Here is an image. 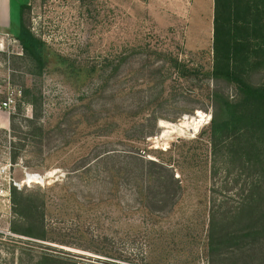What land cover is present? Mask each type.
<instances>
[{
  "label": "rangeland",
  "instance_id": "374dc122",
  "mask_svg": "<svg viewBox=\"0 0 264 264\" xmlns=\"http://www.w3.org/2000/svg\"><path fill=\"white\" fill-rule=\"evenodd\" d=\"M161 2L32 0L26 24L46 43L50 71L36 79L17 51L0 54V264L13 250L77 264H210L215 191L225 180L227 195L240 189L236 172L212 178L210 123L215 94L237 93L211 77L213 0H195L189 14ZM64 59L110 66L78 75ZM175 61L200 76L182 78ZM26 87L37 89L38 115L20 101ZM185 122L180 133L164 126ZM13 188L43 201L48 240L12 232Z\"/></svg>",
  "mask_w": 264,
  "mask_h": 264
},
{
  "label": "trees",
  "instance_id": "16d2710c",
  "mask_svg": "<svg viewBox=\"0 0 264 264\" xmlns=\"http://www.w3.org/2000/svg\"><path fill=\"white\" fill-rule=\"evenodd\" d=\"M30 6L21 11V29L14 35L22 50L15 63L25 61L29 74L43 79L50 71L46 43L26 24ZM72 73L88 76L108 71L106 66L77 63L70 59ZM174 67L182 78L199 77L179 61ZM17 70V69H16ZM15 72V71H14ZM261 76L255 84L253 78ZM211 77L235 88L234 99L216 93L218 112L210 123L212 178L224 169L235 173L238 198L227 195L228 180L210 211L208 250L210 264H264V0H214L213 70ZM36 88H22L20 101L39 113ZM6 100V99H5ZM21 106V105H20ZM13 120H12V128ZM14 162L17 156L13 157ZM150 169L164 165L149 162ZM170 173V172H167ZM170 180L173 177L170 176ZM14 225L12 232L28 238L48 240L45 204L22 190H11ZM10 264H77L51 253L13 250Z\"/></svg>",
  "mask_w": 264,
  "mask_h": 264
},
{
  "label": "crops",
  "instance_id": "0c3cea01",
  "mask_svg": "<svg viewBox=\"0 0 264 264\" xmlns=\"http://www.w3.org/2000/svg\"><path fill=\"white\" fill-rule=\"evenodd\" d=\"M161 4L166 6L168 12L171 7L175 9L182 8L183 13L189 14L190 9L194 5L195 0H161ZM180 2V3H179ZM32 0H0V32L11 33L14 24L13 22L19 18L20 9L22 11L23 6H29ZM213 10H214V0H213ZM176 11V10H175ZM21 21V15H20ZM13 35V34H12ZM6 123V124H5ZM8 125L7 120L1 125Z\"/></svg>",
  "mask_w": 264,
  "mask_h": 264
},
{
  "label": "built area",
  "instance_id": "2783aa9c",
  "mask_svg": "<svg viewBox=\"0 0 264 264\" xmlns=\"http://www.w3.org/2000/svg\"><path fill=\"white\" fill-rule=\"evenodd\" d=\"M16 51L17 54L21 55L20 53L22 52V50L20 48L18 39L10 33L0 32V54L11 56L15 54ZM13 91L11 90V88H9L8 96L2 103V108L8 110L9 112L15 110L16 108V97L14 96ZM18 94L21 95V90H18Z\"/></svg>",
  "mask_w": 264,
  "mask_h": 264
},
{
  "label": "bare ground",
  "instance_id": "6f19581e",
  "mask_svg": "<svg viewBox=\"0 0 264 264\" xmlns=\"http://www.w3.org/2000/svg\"><path fill=\"white\" fill-rule=\"evenodd\" d=\"M187 122H185L184 124H182L181 126H174V125H164L165 126V128H168V129H170V130H172L173 131V133H176V132H183L182 131V129L183 128H185V127H187ZM186 129V128H185ZM192 129V128H191ZM192 131H193V129H192ZM30 182L32 183V182H39V180H40V178L38 177V176H36V175H31L30 177ZM28 178V179H29Z\"/></svg>",
  "mask_w": 264,
  "mask_h": 264
}]
</instances>
